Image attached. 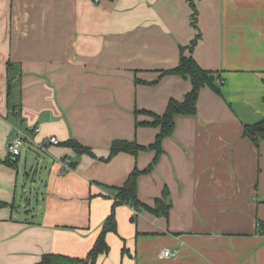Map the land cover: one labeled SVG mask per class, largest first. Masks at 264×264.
I'll return each mask as SVG.
<instances>
[{
	"label": "crops",
	"instance_id": "1",
	"mask_svg": "<svg viewBox=\"0 0 264 264\" xmlns=\"http://www.w3.org/2000/svg\"><path fill=\"white\" fill-rule=\"evenodd\" d=\"M196 34L190 56L220 76V94L200 90L196 114L174 117L153 171L138 179L147 206L167 190L168 218L141 211L132 223L135 211L117 206V232L95 264H264V138L256 146L243 135L264 119V0H0V264L86 257L111 211L104 195L154 152L103 159L114 141H155L159 128L136 127L152 120L136 111L161 115L190 92L187 78L161 75ZM8 64L21 72L15 115ZM15 131L29 138L23 161L8 156ZM71 140L94 157L64 146ZM36 150L49 158L32 179L41 194L31 212L16 197Z\"/></svg>",
	"mask_w": 264,
	"mask_h": 264
},
{
	"label": "trees",
	"instance_id": "2",
	"mask_svg": "<svg viewBox=\"0 0 264 264\" xmlns=\"http://www.w3.org/2000/svg\"><path fill=\"white\" fill-rule=\"evenodd\" d=\"M192 26L196 27V9L192 5ZM199 35L196 34L191 43L185 47L180 48V57L178 65L171 70L164 71L161 76L167 75H179L183 78H187L191 83V90L186 94L182 101H176L170 99L166 105L165 111L161 115L154 114L148 111L137 112L145 114L150 117L151 121H146L142 123H136L137 126L142 127H152L159 128V133L157 134L155 141L147 146L143 147L134 142L129 143L126 141H114L110 146V152L104 162L109 161L114 156L120 153L130 154L136 156L139 152L153 151L154 157L151 163L144 170H137L136 168L128 175L125 183L119 188H109L108 195H104L105 198L112 200L111 211L101 226L100 233L85 258L83 259H72L65 256L58 255H44L35 264H95L98 256L105 255L108 253L109 248L106 243V235L108 233L117 232V224L115 219V209L117 206L125 205L132 208L135 212L131 217L130 221L132 223L136 222L137 213L144 211L156 217L168 218L171 204L168 203L167 190L162 191L160 198L154 200L153 206H147L140 202L137 197V186L138 179L143 175H147L153 171L162 150L161 142L166 137L170 136L174 129V117L176 115L181 116H193L196 114V104L199 96V92L202 88L208 87L213 90L216 94H220L221 82L220 76L214 72L206 71L200 68V66L194 61L190 56L194 47L198 43ZM188 54H184V53ZM20 70L13 68L11 64L7 65V88H6V103L8 112L11 115H15V109L17 108L16 103L20 98ZM243 135L250 140H252L255 145H259V142L264 138V119L253 124L245 125L243 127ZM64 146L71 148L77 155L86 154L90 157H94L91 151L81 146L76 141H67ZM16 160V159H15ZM6 164H12L11 160H7ZM15 163V161H14ZM74 163H72V166ZM6 206V203H0V207ZM258 232L264 235V222L257 221Z\"/></svg>",
	"mask_w": 264,
	"mask_h": 264
},
{
	"label": "rangeland",
	"instance_id": "3",
	"mask_svg": "<svg viewBox=\"0 0 264 264\" xmlns=\"http://www.w3.org/2000/svg\"><path fill=\"white\" fill-rule=\"evenodd\" d=\"M25 135V134H24ZM38 152V150H36ZM21 153L23 154L22 156V161L24 159V156H25V148L23 147L22 150H21ZM40 153V152H38ZM41 154V157H37V156H34L32 155L33 159H34V165L35 168L31 174V179L28 181V180H24V184H26V192L25 193H21V186H20V191L18 192V195L16 197V200L19 202V205L21 206L22 209H27V210H30L31 212L33 211L32 209H36L37 206L39 205V197H40V194H41V188L38 187L37 183H33L32 181L34 180V182H36L37 180H39L40 178L42 179L43 176H44V171L42 172V168L41 166H44L43 164L44 163V160L47 162L48 160V156L44 153H40ZM33 162V160H32ZM33 165V167H34ZM30 166V165H29ZM35 170H38L37 172H34ZM29 172V171H27ZM33 179V180H32ZM38 182V181H37ZM22 185V183L20 184ZM40 206V205H39ZM21 211V210H20Z\"/></svg>",
	"mask_w": 264,
	"mask_h": 264
},
{
	"label": "built area",
	"instance_id": "4",
	"mask_svg": "<svg viewBox=\"0 0 264 264\" xmlns=\"http://www.w3.org/2000/svg\"><path fill=\"white\" fill-rule=\"evenodd\" d=\"M102 0H90L92 4H99ZM39 130L35 129L34 133H37ZM29 143V138H27L23 133L19 131H15L12 136L9 137L8 143H7V151L8 156L10 158H18L21 155V150L25 146V144ZM47 143L52 145H58L59 142L56 138H49ZM41 151H44L43 148H40ZM70 163L69 160H66V166ZM171 254L169 251L163 252V257H170Z\"/></svg>",
	"mask_w": 264,
	"mask_h": 264
},
{
	"label": "water",
	"instance_id": "5",
	"mask_svg": "<svg viewBox=\"0 0 264 264\" xmlns=\"http://www.w3.org/2000/svg\"><path fill=\"white\" fill-rule=\"evenodd\" d=\"M42 119V118H41Z\"/></svg>",
	"mask_w": 264,
	"mask_h": 264
}]
</instances>
